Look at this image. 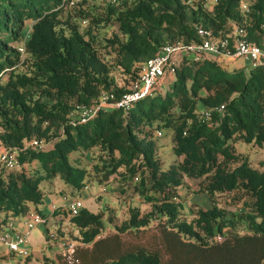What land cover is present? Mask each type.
<instances>
[{
    "label": "trees",
    "instance_id": "1",
    "mask_svg": "<svg viewBox=\"0 0 264 264\" xmlns=\"http://www.w3.org/2000/svg\"><path fill=\"white\" fill-rule=\"evenodd\" d=\"M240 5L241 0H0V145L18 151L21 163H0V229L31 207L40 212L43 181L60 178L75 193L94 180L120 177L151 208L130 206L128 217L103 233L102 211L55 207L79 235L72 260L57 252L47 264H264V169L234 144L264 145V63L246 74L222 66V55H184L173 81L129 109L106 104L85 121L70 118L77 106L96 105L102 94L118 98L130 90L143 62L163 45L201 41L198 26L230 37L243 27L247 40L264 49V0H249L248 11ZM30 25L22 53L18 45ZM202 108L211 110L208 118L201 117ZM158 127L173 133L176 161L167 166L158 156ZM52 137L46 148L29 145L33 138ZM93 148L96 160L82 162L79 155ZM184 176L201 177L198 189L208 194L232 193L231 202L243 200L246 210L228 216L227 208L214 203L198 208L194 220L181 218ZM154 218L159 246L125 243L123 233L143 229ZM237 222L249 231L239 232Z\"/></svg>",
    "mask_w": 264,
    "mask_h": 264
},
{
    "label": "rangeland",
    "instance_id": "2",
    "mask_svg": "<svg viewBox=\"0 0 264 264\" xmlns=\"http://www.w3.org/2000/svg\"><path fill=\"white\" fill-rule=\"evenodd\" d=\"M100 1V0H97ZM211 2V0H207ZM86 24V23H85ZM30 26H26L24 29L23 38L21 43L18 45L23 47V53L25 51L24 42L30 36ZM111 25L106 27H100L101 31L111 28ZM184 55L189 59H192L189 53H184L182 51L175 52L173 54V60H180ZM219 60L221 65L228 69L242 68L246 74L254 67L257 62L247 60L245 57H233L228 58L225 56H220ZM175 77V72H168L166 69L164 74L159 78L155 87L151 92H158L164 89ZM134 102L132 103V105ZM112 106V105H111ZM201 111V110H200ZM155 134V140L158 145V156L164 161L167 166L169 163L176 161V157L172 152L173 143V133L172 131L166 129L165 127H158ZM43 139L44 147H48L55 139L52 137L51 140ZM236 150L242 152L247 156L250 163L260 169H264V145L260 146L253 143H248L242 140L235 141ZM4 148L0 145V153ZM15 151V155L17 156ZM79 154V153H78ZM78 154L74 153V156ZM92 154H98L96 149L93 148L89 153H81L80 160L82 162H89L91 165L94 160ZM91 158V159H90ZM34 160L32 163H35ZM37 164V163H36ZM35 164V165H36ZM34 165V166H35ZM0 166H2L0 164ZM31 164L25 163L26 168H30ZM201 181V177H191L184 176V181L179 187L180 196L178 201L180 202V217L185 218L188 221L194 220L196 217V210L198 208H208L212 204L216 203L220 206L227 208V215L231 216L233 213L243 212L246 207L243 205V200L232 201V193H219V194H208L205 191H200L198 189V182ZM132 182L128 179L116 178L108 183H103L99 181H92L84 187L79 192L71 193L69 186L60 178H54L51 181H43L42 187L47 191L45 195L46 201L38 204L40 209L48 208L52 210V204H64L63 195L68 199L79 198L82 201V206L88 208L93 212H101L103 219L106 223V228L103 233H110L115 230L114 225L119 224L124 218L129 215L130 206H139L142 211H147L151 208L149 202L144 201L137 193L132 189ZM123 187V188H122ZM64 219L60 217L55 221V218L51 216L48 217L45 223H38L33 228L29 230L28 233V243H29V258L26 256L14 255L10 258V264H41L44 259L49 258L54 260L56 253L61 252L57 242V238L54 239L47 238V232H54L57 237L66 235L68 239L78 242L79 231L77 232V227L68 219V216L64 215ZM20 220V217H16ZM109 218V220L107 219ZM62 220V223L61 221ZM158 218L152 219L147 226L138 231H132L122 234V238L125 243L129 242H141L145 244H152L159 246L160 241L158 239ZM61 223V225H60ZM238 223V222H237ZM48 227V231L45 227ZM20 229V228H19ZM236 229L239 232L249 231L247 224L243 222L236 225ZM65 232V234H63ZM221 239V235H218ZM218 238V237H217ZM43 264H47L44 262Z\"/></svg>",
    "mask_w": 264,
    "mask_h": 264
},
{
    "label": "built area",
    "instance_id": "3",
    "mask_svg": "<svg viewBox=\"0 0 264 264\" xmlns=\"http://www.w3.org/2000/svg\"><path fill=\"white\" fill-rule=\"evenodd\" d=\"M78 0H69V4H74ZM241 9L249 10V0H241ZM264 25V24H263ZM198 33L203 36L199 42H183L176 41L163 45L154 56L143 62L139 76L132 81L131 89L122 93L115 98L113 93L102 94L96 105L93 106H77V109L70 112L72 122L85 121L94 116L97 108L110 104L117 108L129 109L133 102L146 96L153 87H155L159 78L167 69L168 72H175L176 65L179 60H173V54L182 51L189 53L192 59L198 60L204 54L222 55L230 58L245 57L247 60L264 63V49L258 44L247 40L245 29L237 27L232 33L233 36H219L202 26L197 27ZM23 51V47H18ZM223 105L216 107L222 110ZM201 117L208 118L211 110L208 108L201 109ZM158 131V130H157ZM159 133V131H158ZM29 145L34 149H42L44 147L43 139L33 138ZM0 163L8 168H20L15 151L4 148L0 153ZM64 206L72 213H76L82 207V201L79 198L68 199L63 195ZM55 207V204H52ZM24 226V230H19L13 220L7 221L3 228L0 229V244H4L9 252L19 255H29L28 233L38 223H44L46 218L43 214L35 209H30L25 214L18 216ZM48 238H58L54 232H47ZM59 250L66 259L72 260L73 253L77 242L71 239L58 241Z\"/></svg>",
    "mask_w": 264,
    "mask_h": 264
},
{
    "label": "crops",
    "instance_id": "4",
    "mask_svg": "<svg viewBox=\"0 0 264 264\" xmlns=\"http://www.w3.org/2000/svg\"><path fill=\"white\" fill-rule=\"evenodd\" d=\"M46 195V194H45ZM45 195H44V202L46 201V199H45ZM61 205H63V204H55V207H57V206H61ZM55 207H53L52 208V210H49L48 208H43V209H40V212L43 214V216L46 218V221H47V219H48V217L49 216H51L52 218H55V221L60 217V219H64V216H63V213H54L53 212V210H54V208ZM31 209H35L34 207H31ZM10 220H13V224H15L16 225V227L19 229V230H24L25 228H24V226H23V224H22V222L20 221V220H18L16 217H14V218H9L7 221H10ZM62 220H60L61 221V223H62ZM45 221V222H46ZM58 221V220H57ZM44 222V223H45ZM7 223V222H6ZM61 223H60V225H61ZM72 223V222H71ZM76 227V226H75ZM45 229L46 230H48V227L46 226L45 227ZM77 232H78V230H77ZM63 234H65V232H63ZM68 238L66 237V235H63V236H59L56 240H57V242L58 241H60V240H67ZM28 245H29V243H28ZM30 247V246H29ZM15 254H13V253H11V252H9V250L6 248V246L4 245V244H0V264H10V258L12 257V256H14ZM29 256L30 255H28V256H26V258H29ZM47 260H50L49 258H47V259H44L43 261H42V263L41 264H43L44 262H47Z\"/></svg>",
    "mask_w": 264,
    "mask_h": 264
}]
</instances>
